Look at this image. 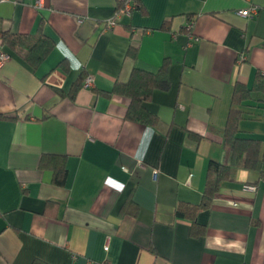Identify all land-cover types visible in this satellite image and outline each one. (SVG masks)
Segmentation results:
<instances>
[{
	"label": "crops",
	"instance_id": "0c3cea01",
	"mask_svg": "<svg viewBox=\"0 0 264 264\" xmlns=\"http://www.w3.org/2000/svg\"><path fill=\"white\" fill-rule=\"evenodd\" d=\"M116 12V0H0L4 29L55 41L33 69L0 39V264H264L256 172L238 167L195 221L177 216L201 205L211 162L231 163L235 85L264 74V0H138L105 30ZM165 60L170 86L146 103L158 124L128 120L130 99L107 93ZM260 107L240 106L239 129L264 152ZM45 155L65 157L63 186Z\"/></svg>",
	"mask_w": 264,
	"mask_h": 264
},
{
	"label": "trees",
	"instance_id": "16d2710c",
	"mask_svg": "<svg viewBox=\"0 0 264 264\" xmlns=\"http://www.w3.org/2000/svg\"><path fill=\"white\" fill-rule=\"evenodd\" d=\"M137 4L138 0H131ZM0 39L4 46L11 51L17 52L22 60L31 68L38 67L51 53L55 47L53 38L39 32L37 35L13 32L3 28L0 20ZM4 51V50H3ZM136 47L131 46L129 56L136 57ZM64 69L69 68L66 62L61 63ZM80 78V82L82 81ZM170 86V78L168 71V62L164 64L157 73H151L142 69L134 68L128 82H117L114 89L107 93L121 94L130 99L126 118L130 121L141 125L154 126L158 124V117L148 110L146 103L151 100L155 89L167 90ZM78 90V84L70 93L72 99L75 98ZM59 93L60 89H57ZM257 94V97L253 96ZM62 94V93H61ZM254 102L261 104L264 110V74L258 73L252 88L242 82H237L233 93V106L229 112L228 120L223 131L224 146L231 151V163L224 165L218 162H211L207 173V183L204 192V197L199 206H180L177 209V216L180 218H190L195 221L197 212L201 208H208L221 184L231 178L234 171L238 167H242L248 171L256 172L259 175L261 182H264V152L261 149V141L254 138L242 137L239 129V124L244 116H247V111H241L240 106H245V103ZM253 107L254 105H249ZM245 114V115H244ZM253 118L261 117V113L254 112L251 114ZM0 118H6L5 115H0ZM49 161L55 164L53 182L58 186H63L65 183L67 170L65 168V157L58 155L44 156L42 165H47ZM197 225V224H195ZM204 227L195 226L196 235L199 232L204 233Z\"/></svg>",
	"mask_w": 264,
	"mask_h": 264
},
{
	"label": "built area",
	"instance_id": "2783aa9c",
	"mask_svg": "<svg viewBox=\"0 0 264 264\" xmlns=\"http://www.w3.org/2000/svg\"><path fill=\"white\" fill-rule=\"evenodd\" d=\"M117 2V12L113 19L109 20L106 23L105 30H112L116 25L118 20H120L122 15H130L133 10L137 8V4L133 3L131 0H116ZM42 4L39 3L38 6H41ZM256 13V9H251L247 11H241L240 14L246 17H252ZM190 28L193 27V24L189 26ZM8 58V55L1 50L0 51V63H3ZM95 78L93 76H87L84 79L83 86L84 88L90 89L94 87ZM157 171H155L156 173ZM243 188L246 191L255 192L257 190V187L252 184H246L243 186ZM108 247H106V250Z\"/></svg>",
	"mask_w": 264,
	"mask_h": 264
}]
</instances>
